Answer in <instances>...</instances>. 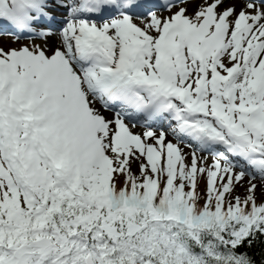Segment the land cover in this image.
Segmentation results:
<instances>
[{
	"label": "snow or ice",
	"instance_id": "1",
	"mask_svg": "<svg viewBox=\"0 0 264 264\" xmlns=\"http://www.w3.org/2000/svg\"><path fill=\"white\" fill-rule=\"evenodd\" d=\"M0 264H264V0H0Z\"/></svg>",
	"mask_w": 264,
	"mask_h": 264
}]
</instances>
